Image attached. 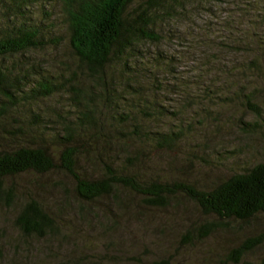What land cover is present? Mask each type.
Listing matches in <instances>:
<instances>
[{"label": "trees", "instance_id": "16d2710c", "mask_svg": "<svg viewBox=\"0 0 264 264\" xmlns=\"http://www.w3.org/2000/svg\"><path fill=\"white\" fill-rule=\"evenodd\" d=\"M34 1L0 0V201L8 207L17 202L12 221L17 232L38 239L57 234L58 220L48 208L31 198L22 202L11 184L2 186L3 180L25 174L68 179L73 197L86 204L108 198L121 209L118 196L129 192L145 206L160 207L167 198L181 195L204 216L238 222L261 216L264 220V160L199 188L183 182H145L137 154L151 144L169 146L181 139L178 131L182 129L151 131L149 126L162 119L163 123L174 121L173 127H220L231 122L239 109L250 117L237 121L239 129L254 132L262 127L264 111L255 94L257 82L264 78V33L258 31L263 24L256 29L241 25L253 11L251 5L237 10L234 22L222 27L226 36L210 53V60L218 64L216 79L203 82L194 95L178 86L172 100L175 106L167 109L146 97V81L132 71L141 62L136 46L141 41L159 42L153 28L159 17L176 16L192 2L199 10H207L215 0H50L41 6V17H32ZM45 9L55 13L54 19ZM256 11L261 16L253 21L263 22L264 5ZM56 23L61 33H55ZM63 40L74 68L68 65L61 72H48L26 63L29 54L56 48ZM111 69L117 71V85L110 79L108 86L105 78ZM84 84L89 92L82 89ZM57 95L64 98L69 116L52 111L57 127L49 133L35 109ZM92 97L99 98L100 104L91 102ZM52 146L55 149L50 150ZM119 157V166L104 164L106 158ZM96 166L101 171L92 174ZM263 240L264 230L244 240L228 259L238 260Z\"/></svg>", "mask_w": 264, "mask_h": 264}, {"label": "rangeland", "instance_id": "374dc122", "mask_svg": "<svg viewBox=\"0 0 264 264\" xmlns=\"http://www.w3.org/2000/svg\"><path fill=\"white\" fill-rule=\"evenodd\" d=\"M47 1L50 0H35L31 16L41 17V6ZM249 5L253 11L241 25L256 29L255 26L263 24L258 31L264 33V21H253L261 16L256 14V9L264 5V0H215L207 5V10H199L192 2L191 7L176 16L159 17L153 26L159 42H139L136 56L141 62L132 68L146 81V97L169 109L175 106L172 100L176 99L174 91L178 86H185L194 95L203 82H213L218 64L210 60V53L216 51L215 46L226 36L222 27L233 23L237 10ZM44 11L54 19L51 9ZM58 26L54 25L55 33H61ZM71 56L63 40L56 48L29 54L26 63L40 65L48 72H61L64 66L74 68ZM116 73V69L107 71L108 86L112 85L110 79L117 85ZM93 86L98 90L97 85ZM82 89L90 91L87 84ZM256 89V100L264 111V78L257 82ZM58 97L36 105L35 112L44 119L42 124L49 127L46 131L49 133L57 127L52 111L64 118L69 116L65 113L64 98ZM90 101L100 104L97 97ZM233 115L231 122L220 127H204V124L173 127L175 122L168 119L150 125L152 132L174 133L182 129L178 131L181 139L175 145L151 144L141 154L137 152L142 180L209 187L262 162L264 122L254 132H244L236 124L239 119L250 120L249 114L237 109ZM22 142L28 143L26 139ZM53 149L52 146L50 150ZM121 159L106 158L104 164L119 166ZM100 171L101 167L96 166L92 174ZM9 184L16 189L15 195L22 197V202L31 198L51 211L58 220L57 234L43 239L21 235L12 225L17 202L8 207L0 201V264H156L161 261L166 264H264V240L238 260L228 259L230 252L244 240L263 232L261 216L245 222L219 220L213 215H202L181 195L167 198L166 204L160 207L145 206L139 196L129 192L118 196L121 209L108 198L81 203L70 191L71 182L57 174L41 177L25 174L2 181L4 188Z\"/></svg>", "mask_w": 264, "mask_h": 264}]
</instances>
